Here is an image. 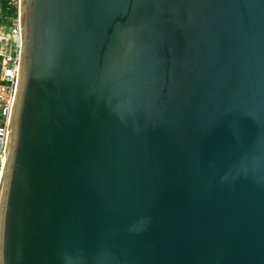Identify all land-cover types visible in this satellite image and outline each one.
<instances>
[{"label": "water", "instance_id": "obj_1", "mask_svg": "<svg viewBox=\"0 0 264 264\" xmlns=\"http://www.w3.org/2000/svg\"><path fill=\"white\" fill-rule=\"evenodd\" d=\"M0 264H264V0H18Z\"/></svg>", "mask_w": 264, "mask_h": 264}, {"label": "built area", "instance_id": "obj_2", "mask_svg": "<svg viewBox=\"0 0 264 264\" xmlns=\"http://www.w3.org/2000/svg\"><path fill=\"white\" fill-rule=\"evenodd\" d=\"M11 2L17 7V15L10 18V34L12 38L7 44V51L3 49V36L0 33V178L20 52L18 0H11Z\"/></svg>", "mask_w": 264, "mask_h": 264}, {"label": "trees", "instance_id": "obj_3", "mask_svg": "<svg viewBox=\"0 0 264 264\" xmlns=\"http://www.w3.org/2000/svg\"><path fill=\"white\" fill-rule=\"evenodd\" d=\"M0 15L3 19L15 17L17 7L12 4L11 0H0Z\"/></svg>", "mask_w": 264, "mask_h": 264}, {"label": "crops", "instance_id": "obj_4", "mask_svg": "<svg viewBox=\"0 0 264 264\" xmlns=\"http://www.w3.org/2000/svg\"><path fill=\"white\" fill-rule=\"evenodd\" d=\"M0 15V19H1ZM0 33L3 36L2 45L4 51H7V44L10 41L11 34H10V18H6L5 21L0 20Z\"/></svg>", "mask_w": 264, "mask_h": 264}, {"label": "rangeland", "instance_id": "obj_5", "mask_svg": "<svg viewBox=\"0 0 264 264\" xmlns=\"http://www.w3.org/2000/svg\"><path fill=\"white\" fill-rule=\"evenodd\" d=\"M0 20L5 21L6 19L1 18Z\"/></svg>", "mask_w": 264, "mask_h": 264}]
</instances>
